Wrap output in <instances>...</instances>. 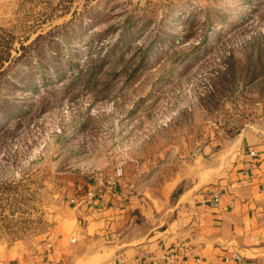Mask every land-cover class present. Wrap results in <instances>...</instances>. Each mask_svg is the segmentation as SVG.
<instances>
[{
    "label": "rangeland",
    "instance_id": "obj_1",
    "mask_svg": "<svg viewBox=\"0 0 264 264\" xmlns=\"http://www.w3.org/2000/svg\"><path fill=\"white\" fill-rule=\"evenodd\" d=\"M259 130L264 0H0V252L95 173L172 200Z\"/></svg>",
    "mask_w": 264,
    "mask_h": 264
},
{
    "label": "crops",
    "instance_id": "obj_2",
    "mask_svg": "<svg viewBox=\"0 0 264 264\" xmlns=\"http://www.w3.org/2000/svg\"><path fill=\"white\" fill-rule=\"evenodd\" d=\"M237 149L215 180L172 184V200L150 198L124 176L115 196L90 207L78 201L85 181L44 240L4 249L0 264H255L264 242V130L242 133ZM251 149L255 157L245 154Z\"/></svg>",
    "mask_w": 264,
    "mask_h": 264
},
{
    "label": "built area",
    "instance_id": "obj_3",
    "mask_svg": "<svg viewBox=\"0 0 264 264\" xmlns=\"http://www.w3.org/2000/svg\"><path fill=\"white\" fill-rule=\"evenodd\" d=\"M249 157H255L256 152L254 150H247L245 153ZM121 172H117L114 177H106L103 173H95L87 178L88 187L81 194L78 201L84 202L86 205L93 207L103 200L105 195L115 196L117 194V185L119 184V177ZM218 200V195L215 194L212 198V202ZM72 203L76 201L75 198L70 200Z\"/></svg>",
    "mask_w": 264,
    "mask_h": 264
}]
</instances>
